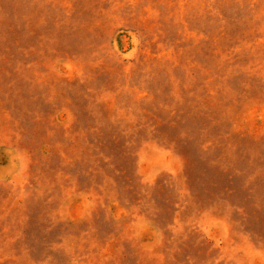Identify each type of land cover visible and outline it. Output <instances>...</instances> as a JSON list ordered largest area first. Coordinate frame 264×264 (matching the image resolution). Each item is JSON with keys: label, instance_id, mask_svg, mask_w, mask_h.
Instances as JSON below:
<instances>
[{"label": "rangeland", "instance_id": "rangeland-1", "mask_svg": "<svg viewBox=\"0 0 264 264\" xmlns=\"http://www.w3.org/2000/svg\"><path fill=\"white\" fill-rule=\"evenodd\" d=\"M0 264H264V0H0Z\"/></svg>", "mask_w": 264, "mask_h": 264}]
</instances>
